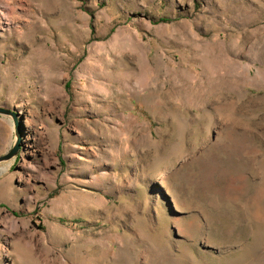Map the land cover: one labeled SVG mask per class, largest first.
I'll list each match as a JSON object with an SVG mask.
<instances>
[{
    "label": "rangeland",
    "instance_id": "obj_1",
    "mask_svg": "<svg viewBox=\"0 0 264 264\" xmlns=\"http://www.w3.org/2000/svg\"><path fill=\"white\" fill-rule=\"evenodd\" d=\"M0 264H264V0H0Z\"/></svg>",
    "mask_w": 264,
    "mask_h": 264
},
{
    "label": "bare ground",
    "instance_id": "obj_2",
    "mask_svg": "<svg viewBox=\"0 0 264 264\" xmlns=\"http://www.w3.org/2000/svg\"><path fill=\"white\" fill-rule=\"evenodd\" d=\"M12 19H13V17H12ZM12 19L10 18L9 13H7L4 9L0 10V24H2L4 22V20H12Z\"/></svg>",
    "mask_w": 264,
    "mask_h": 264
},
{
    "label": "water",
    "instance_id": "obj_3",
    "mask_svg": "<svg viewBox=\"0 0 264 264\" xmlns=\"http://www.w3.org/2000/svg\"><path fill=\"white\" fill-rule=\"evenodd\" d=\"M0 114H10V112L6 109L0 108Z\"/></svg>",
    "mask_w": 264,
    "mask_h": 264
}]
</instances>
